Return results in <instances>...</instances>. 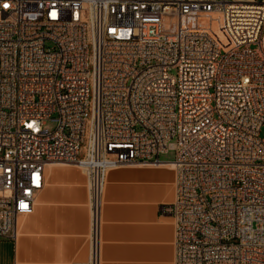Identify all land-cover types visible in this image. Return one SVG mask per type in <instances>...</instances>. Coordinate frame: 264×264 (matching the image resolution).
<instances>
[{
	"label": "built area",
	"instance_id": "built-area-1",
	"mask_svg": "<svg viewBox=\"0 0 264 264\" xmlns=\"http://www.w3.org/2000/svg\"><path fill=\"white\" fill-rule=\"evenodd\" d=\"M262 127L264 0H0V238L74 164L100 264L107 171L171 161L173 264H264Z\"/></svg>",
	"mask_w": 264,
	"mask_h": 264
},
{
	"label": "crops",
	"instance_id": "crops-1",
	"mask_svg": "<svg viewBox=\"0 0 264 264\" xmlns=\"http://www.w3.org/2000/svg\"><path fill=\"white\" fill-rule=\"evenodd\" d=\"M172 167L137 163L107 171L101 264H173L174 221L160 211L174 197ZM89 229L85 172L73 164L48 166L32 210L18 220L12 264H86Z\"/></svg>",
	"mask_w": 264,
	"mask_h": 264
},
{
	"label": "rangeland",
	"instance_id": "rangeland-1",
	"mask_svg": "<svg viewBox=\"0 0 264 264\" xmlns=\"http://www.w3.org/2000/svg\"><path fill=\"white\" fill-rule=\"evenodd\" d=\"M198 18H199L198 19L199 22H202L205 24L206 23L210 24V28H211L213 34L216 32L214 34L215 36H218L222 41L229 43V38H228L227 34L225 33V31L223 30V28L221 26L220 19L217 15L200 14L198 16ZM263 134H264V127H262L260 130V135H263ZM172 157H173V154L171 153V151L160 154L161 159H171ZM129 164L131 165V164H137V163H124V164L116 165L112 168L128 166ZM75 166H77V165H75ZM152 166H155V165H152ZM77 167L80 168L79 166H77ZM112 168H110V169H112ZM80 169L82 170V168H80ZM23 216L24 215H21L22 220H23ZM0 239L1 240L6 239V240H8L7 242H9L8 244L2 243L3 241H1V243H0V264H12L11 257H12V242H13V240L10 238H0Z\"/></svg>",
	"mask_w": 264,
	"mask_h": 264
},
{
	"label": "bare ground",
	"instance_id": "bare-ground-1",
	"mask_svg": "<svg viewBox=\"0 0 264 264\" xmlns=\"http://www.w3.org/2000/svg\"><path fill=\"white\" fill-rule=\"evenodd\" d=\"M209 15V14H208ZM221 22V21H220ZM202 23V22H201ZM210 25V24H209ZM213 27V26H212ZM216 33V32H215ZM214 33V34H215ZM228 36V35H227ZM229 38V37H228ZM224 44H229V43H226V42H224V41H222ZM229 42H230V40H229ZM161 163H166V164H171L172 166H173V164H172V162L171 161H160L159 163H156V164H154L155 166L156 165H159V164H161ZM51 165H68V163H64V162H51V163H48L47 165H46V171H48V166L50 167ZM130 165V164H129ZM132 165V164H131ZM151 165V164H150ZM173 168V170H174V167H172ZM105 187V186H104ZM103 192H104V190H103ZM103 197V196H102ZM102 200H103V198H102ZM21 216H19L18 217V219H17V226H16V240L18 239V237H19V232H18V220H19V218H20ZM88 249V248H87ZM88 255V254H87ZM100 264H101V260H100Z\"/></svg>",
	"mask_w": 264,
	"mask_h": 264
},
{
	"label": "snow or ice",
	"instance_id": "snow-or-ice-1",
	"mask_svg": "<svg viewBox=\"0 0 264 264\" xmlns=\"http://www.w3.org/2000/svg\"><path fill=\"white\" fill-rule=\"evenodd\" d=\"M5 7H7V5H5Z\"/></svg>",
	"mask_w": 264,
	"mask_h": 264
}]
</instances>
